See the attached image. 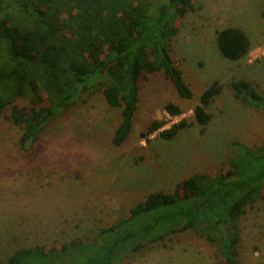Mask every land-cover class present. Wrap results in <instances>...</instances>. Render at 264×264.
I'll use <instances>...</instances> for the list:
<instances>
[{
	"label": "rangeland",
	"instance_id": "374dc122",
	"mask_svg": "<svg viewBox=\"0 0 264 264\" xmlns=\"http://www.w3.org/2000/svg\"><path fill=\"white\" fill-rule=\"evenodd\" d=\"M166 1L151 0L154 7ZM263 11L264 0H194L170 40V55L191 97L179 96L162 70L143 71L132 129L119 146L112 138L121 109L111 107L101 91L84 93L51 118L26 149L19 145L23 125L12 122L7 104L0 112V264L18 248L42 245L51 250L75 239L99 237L100 228L128 216L147 194L172 192L195 173L214 176L231 169L234 141L258 146L264 139V111L242 104L230 83L253 81L264 94ZM228 26L244 30L250 43L247 55L238 60L226 58L217 44V31ZM214 81L222 89L207 107L211 119L202 132L193 108ZM6 94L0 92V97L6 99ZM35 100L26 94L13 104L26 110L48 104ZM168 102L177 104L182 114L169 118L164 109ZM183 118L192 125L172 140L159 137V130L148 142L141 136L153 119H164L166 128ZM200 230L145 242L115 264H226L217 242ZM231 231L238 236L237 264H264L260 198L236 218Z\"/></svg>",
	"mask_w": 264,
	"mask_h": 264
},
{
	"label": "trees",
	"instance_id": "16d2710c",
	"mask_svg": "<svg viewBox=\"0 0 264 264\" xmlns=\"http://www.w3.org/2000/svg\"><path fill=\"white\" fill-rule=\"evenodd\" d=\"M193 2L167 0L154 7L151 0H0V92H9L6 99L0 97V112L11 104L12 122L23 125L20 147L36 143L49 120L88 91H101L111 107L121 109L112 138L121 145L132 129L143 71L162 70L179 96L190 98L170 55V40L177 20L193 9ZM216 40L231 60L244 57L250 48L247 34L234 26L218 30ZM230 86L242 104L264 111V94L255 82L239 79ZM221 89L214 81L193 108L202 132L211 119L207 107ZM26 94L48 104L27 110L13 104ZM164 109L173 117L182 114L172 102ZM165 124L153 119L142 138L148 142L159 130V137L172 140L192 122L183 118L160 130ZM232 145L231 169L214 176L195 173L172 192L147 194L128 216L100 228L99 237L75 239L51 250L42 245L19 248L5 264H115L127 250L138 251L145 242L190 228L217 242L226 264H237L238 236L231 228L257 198L264 203V139L255 148L240 141Z\"/></svg>",
	"mask_w": 264,
	"mask_h": 264
},
{
	"label": "crops",
	"instance_id": "0c3cea01",
	"mask_svg": "<svg viewBox=\"0 0 264 264\" xmlns=\"http://www.w3.org/2000/svg\"><path fill=\"white\" fill-rule=\"evenodd\" d=\"M249 62H251V61H249ZM5 228H6V226L3 227V230H5ZM18 249H19V248H18ZM15 250H16V249H15ZM13 251H14V250H13ZM13 251L9 252L5 257L8 258V256H9Z\"/></svg>",
	"mask_w": 264,
	"mask_h": 264
},
{
	"label": "built area",
	"instance_id": "2783aa9c",
	"mask_svg": "<svg viewBox=\"0 0 264 264\" xmlns=\"http://www.w3.org/2000/svg\"><path fill=\"white\" fill-rule=\"evenodd\" d=\"M168 116H169V115H168ZM176 117H178V116H174V117H171V116H170L169 118H176ZM166 124H167V123H166ZM166 124H165L161 129H163V128L165 129V126H167ZM166 128H168V127H166ZM161 129H160V130H161Z\"/></svg>",
	"mask_w": 264,
	"mask_h": 264
}]
</instances>
